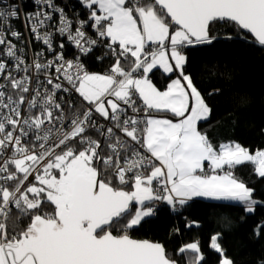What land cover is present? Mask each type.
<instances>
[{
    "label": "snow or ice",
    "instance_id": "snow-or-ice-1",
    "mask_svg": "<svg viewBox=\"0 0 264 264\" xmlns=\"http://www.w3.org/2000/svg\"><path fill=\"white\" fill-rule=\"evenodd\" d=\"M32 2L37 7L24 19L35 39L50 52L55 36L63 40L54 59L41 63L37 53L22 68L24 50L5 39V31L16 39L21 33L4 23L19 18L23 4L0 7V55L16 72L37 74L17 79L0 60V74L7 71L3 78L17 91L15 99L0 91L7 110L0 114V264H178L162 244L129 234L155 216L156 202L177 211L205 197L254 211L253 190L233 170L251 163L264 177V150L250 154L235 142L217 149L199 130L212 110L186 74L184 49L247 41V34L264 47V0H77L86 19L70 18L56 0ZM64 40L82 56L106 47L115 62L90 73L80 55L65 59ZM154 70L168 77L165 90L150 78ZM219 235L210 248L219 264H233ZM185 253L187 264H202L199 242L177 250Z\"/></svg>",
    "mask_w": 264,
    "mask_h": 264
},
{
    "label": "trees",
    "instance_id": "trees-1",
    "mask_svg": "<svg viewBox=\"0 0 264 264\" xmlns=\"http://www.w3.org/2000/svg\"><path fill=\"white\" fill-rule=\"evenodd\" d=\"M73 6L82 18L87 16V10L77 3ZM231 34L236 35L234 29ZM247 35V41L242 37L222 38L210 45L188 47L184 53L186 74H190L212 110L207 120L198 123L199 130L217 149L221 143L235 142L252 154L264 149V47L253 43L254 39ZM65 52L69 55L72 48L66 46ZM98 56L104 59L98 60ZM81 60L89 72L97 73L107 72L115 62L111 52L101 46L90 55L81 56ZM150 78L160 90L169 82L161 70H154ZM167 118L173 117L167 114ZM233 171L238 180L253 190L252 198L257 201L253 212H246L239 202L192 199L183 207L177 206V211L161 202L155 216L129 230L130 236L162 244L169 258L178 264H187L191 253L177 254V250L187 243L199 242L202 264H219L221 257L210 248V241L214 234H220L218 242L233 264H264V227H260L264 225V177L256 174L251 163ZM14 219L13 215L7 222L10 234ZM193 221L197 223L186 227ZM25 224L16 225V231Z\"/></svg>",
    "mask_w": 264,
    "mask_h": 264
},
{
    "label": "built area",
    "instance_id": "built-area-1",
    "mask_svg": "<svg viewBox=\"0 0 264 264\" xmlns=\"http://www.w3.org/2000/svg\"><path fill=\"white\" fill-rule=\"evenodd\" d=\"M56 3H58L61 7L65 8V11L69 15L70 18H74L76 14H78L81 19L87 18V16L82 18V16H80V14H79L78 8L73 6L74 3H77L80 6V8L82 9V6L77 2V0H56ZM9 4H17V5L23 4V8L21 10L19 18H10L8 21H6L4 23L5 29L10 27L12 30H15V31H18L21 33V38L16 39L14 37H11L10 33L5 31V39L7 41H11V43L15 44L17 49L22 48L24 50L23 55H24L25 64L22 65L21 67L23 68L24 66L31 65L33 60L36 59L37 53H42V55L39 56V60L41 63L54 59V52H60L61 51V49L59 48V44L61 43L63 38L59 37L58 35L55 36V38H54V51L50 52L47 50V47L45 45H43L42 42L37 41L35 39L34 35L30 31V25H28L24 19L25 12L34 11L35 7H37V6H34L32 0H28L27 3H24V0H0V7L6 8ZM41 31H43V30H41ZM88 31H89V34H91L93 36V38H95V35L90 28L88 29ZM64 43H65V49H66V46L72 48V52L69 55L66 54L65 49L63 50L65 59H73L78 55L82 56L78 52V50L75 49V47L73 45H69L66 42V40H64ZM3 48H4V45H0V51H2ZM18 54H20V53L18 52ZM0 60H3L8 65V71H11L12 75L17 79H19L25 75H29V76L37 75L35 73L34 69H30V71L28 73H25L24 71L16 72L13 68L12 61L3 55H0ZM48 71L50 73H52L53 76L55 75L54 68L49 69ZM5 75H7V71L3 74H0V85H3V87L0 88V91H4L6 94V97H7V95H12L13 99H15L17 97V91L13 90L11 88L9 81L4 80L3 77ZM38 75H39L41 80L44 79V73L43 72L39 73ZM54 82H56V81L54 80ZM29 86L34 88L35 84L32 83ZM48 87L50 88L51 86H48ZM40 91L43 92L44 89L41 88ZM25 95L27 96V94H25ZM64 95H66V94H64ZM59 102L64 103L63 101H59ZM25 108H26V105L21 106L22 111H24ZM64 108H65V111H68L67 104L64 105ZM6 111H7L6 109H0V114L5 113ZM33 111H36V110L34 109ZM24 114L27 115L26 112ZM68 115H69V117H71V112H68ZM139 115L143 116L142 113H140ZM100 122L106 123L103 121L102 118H100ZM8 154L9 153H5V155H8ZM0 162H2V161H0ZM159 203H161V202L155 203V205H154L155 209Z\"/></svg>",
    "mask_w": 264,
    "mask_h": 264
},
{
    "label": "crops",
    "instance_id": "crops-1",
    "mask_svg": "<svg viewBox=\"0 0 264 264\" xmlns=\"http://www.w3.org/2000/svg\"><path fill=\"white\" fill-rule=\"evenodd\" d=\"M99 14V13H98ZM162 71V70H161ZM95 73H97V72H95ZM103 74V73H102ZM175 78V77H174ZM170 82V81H169ZM168 82V83H169ZM166 87H167V85H166ZM166 88H164L163 90H165ZM262 150H264V149H262ZM255 153V152H254ZM254 153H252V154H254ZM193 199H204V200H208V201H216V202H225V203H234V202H236V201H226V200H214V199H211V198H205V197H195V198H193Z\"/></svg>",
    "mask_w": 264,
    "mask_h": 264
},
{
    "label": "rangeland",
    "instance_id": "rangeland-1",
    "mask_svg": "<svg viewBox=\"0 0 264 264\" xmlns=\"http://www.w3.org/2000/svg\"><path fill=\"white\" fill-rule=\"evenodd\" d=\"M90 73H95V72H90ZM100 74H102V73H100ZM157 164H158V162H157Z\"/></svg>",
    "mask_w": 264,
    "mask_h": 264
},
{
    "label": "water",
    "instance_id": "water-1",
    "mask_svg": "<svg viewBox=\"0 0 264 264\" xmlns=\"http://www.w3.org/2000/svg\"><path fill=\"white\" fill-rule=\"evenodd\" d=\"M250 35V34H249ZM251 36V35H250ZM254 39V38H253ZM134 239V238H133ZM138 240V239H137Z\"/></svg>",
    "mask_w": 264,
    "mask_h": 264
}]
</instances>
